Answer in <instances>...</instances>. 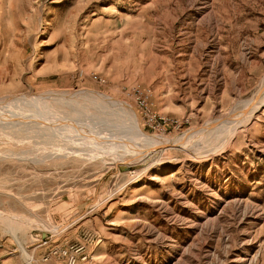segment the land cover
<instances>
[{
  "label": "rangeland",
  "instance_id": "rangeland-1",
  "mask_svg": "<svg viewBox=\"0 0 264 264\" xmlns=\"http://www.w3.org/2000/svg\"><path fill=\"white\" fill-rule=\"evenodd\" d=\"M263 81L264 0H0V99L67 95L53 107L105 134L129 137L124 115L83 93L176 138L227 117ZM138 96L167 124L147 126ZM1 121L0 244L12 259L25 257L1 216L18 221L33 264L84 230L104 240L89 264H264V106L223 148L168 147L128 165L94 157L61 125L64 139Z\"/></svg>",
  "mask_w": 264,
  "mask_h": 264
},
{
  "label": "bare ground",
  "instance_id": "bare-ground-1",
  "mask_svg": "<svg viewBox=\"0 0 264 264\" xmlns=\"http://www.w3.org/2000/svg\"><path fill=\"white\" fill-rule=\"evenodd\" d=\"M262 83V86L259 87V90L250 99L238 103L227 117L210 121L201 131H190L176 138L157 137L146 134L142 130L137 114L132 107L94 92L83 93V98L91 99L92 103L102 102L106 106L115 107L121 111L130 129L129 137L105 134L93 129L91 125L82 124L80 121L74 119V117L62 115L60 111L53 107L50 100H56V97L60 102L70 103L72 99H69L67 95H54L50 93L39 96H12L0 99V119L2 120L1 122L24 120L29 123H35V126L38 124L39 128L43 127L51 132L60 129L61 126L62 128L72 129L75 131V134L83 135L87 139L86 141L89 142L87 144L88 149H91L88 153H91L94 157L103 158L111 156L116 164L117 162H121V164L128 165L132 162L141 161L150 154L159 150L163 151L168 147L181 149L186 152L196 151V153L201 151L207 152L210 148H223L227 142L234 138L240 128L251 124L260 108L264 106V81ZM94 132L99 135V142H101V144H98L99 146L94 145L96 142L90 141L89 135H92ZM57 134L60 136V139L64 137L61 134V129L57 131ZM1 218L6 222L9 231L19 241V246L26 262L32 264V256L28 254L22 239L17 237L19 231L18 221L16 222L13 218L9 219L4 216H1ZM57 231L55 233H58Z\"/></svg>",
  "mask_w": 264,
  "mask_h": 264
},
{
  "label": "built area",
  "instance_id": "built-area-1",
  "mask_svg": "<svg viewBox=\"0 0 264 264\" xmlns=\"http://www.w3.org/2000/svg\"><path fill=\"white\" fill-rule=\"evenodd\" d=\"M103 82V80H101ZM139 110L141 115L146 121V125L155 128V124L158 126L166 125L167 120L159 117L155 114L146 98L142 96L137 97ZM80 239L74 241L64 247L51 248L43 257V263H50L52 261H65L66 264H86L93 259L91 255L92 247L98 245L101 241L99 234L90 231H82L80 233ZM52 237L40 241V247H49ZM31 263H34L32 259ZM24 264H29L25 262Z\"/></svg>",
  "mask_w": 264,
  "mask_h": 264
},
{
  "label": "crops",
  "instance_id": "crops-1",
  "mask_svg": "<svg viewBox=\"0 0 264 264\" xmlns=\"http://www.w3.org/2000/svg\"><path fill=\"white\" fill-rule=\"evenodd\" d=\"M79 222V221H78ZM77 222H75V224H76ZM86 222H84V223H82V225H84ZM75 224H73V225H75ZM70 241H73V240H70ZM74 242V241H73ZM72 243V242H71ZM103 244H104V240H103ZM102 244V245H103ZM97 246V247H95V248H93L92 250H91V253H92V255L97 251V252H102L103 250H102V248L101 247H103V246ZM100 247V248H99ZM0 248H2V249H4L3 251H0V264H24L26 261L24 260V258H20V260H18V259H12L10 256H11V254H10V251L11 250H9V249H6L3 245H1L0 244ZM40 248H42V247H40ZM39 247L38 248H35L34 249V253H36L39 249H40ZM100 249V250H99ZM49 250L48 249H41L40 250V254H46L47 252H48ZM44 254V255H45ZM43 255V256H44ZM61 262H63V263H59V262H56V261H52V262H50V263H48V264H66V262L65 261H61ZM86 264H89V263H86Z\"/></svg>",
  "mask_w": 264,
  "mask_h": 264
},
{
  "label": "water",
  "instance_id": "water-1",
  "mask_svg": "<svg viewBox=\"0 0 264 264\" xmlns=\"http://www.w3.org/2000/svg\"><path fill=\"white\" fill-rule=\"evenodd\" d=\"M125 169H126V168H122L123 171H125ZM48 238H49L48 234H43V235H42V239L45 240V239H48Z\"/></svg>",
  "mask_w": 264,
  "mask_h": 264
}]
</instances>
